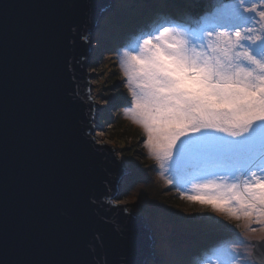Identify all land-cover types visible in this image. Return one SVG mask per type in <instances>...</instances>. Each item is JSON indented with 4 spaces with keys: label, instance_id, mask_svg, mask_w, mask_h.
I'll return each mask as SVG.
<instances>
[{
    "label": "water",
    "instance_id": "1",
    "mask_svg": "<svg viewBox=\"0 0 264 264\" xmlns=\"http://www.w3.org/2000/svg\"><path fill=\"white\" fill-rule=\"evenodd\" d=\"M113 1L0 0V264L156 256L148 223L113 202L130 171L93 138L91 42L82 37ZM252 246L264 264V239Z\"/></svg>",
    "mask_w": 264,
    "mask_h": 264
},
{
    "label": "snow or ice",
    "instance_id": "2",
    "mask_svg": "<svg viewBox=\"0 0 264 264\" xmlns=\"http://www.w3.org/2000/svg\"><path fill=\"white\" fill-rule=\"evenodd\" d=\"M117 56L131 95L125 113L149 154L170 170L205 172L187 198L264 224V0H211L198 18H160ZM242 243L217 247L218 264H240Z\"/></svg>",
    "mask_w": 264,
    "mask_h": 264
},
{
    "label": "rangeland",
    "instance_id": "3",
    "mask_svg": "<svg viewBox=\"0 0 264 264\" xmlns=\"http://www.w3.org/2000/svg\"><path fill=\"white\" fill-rule=\"evenodd\" d=\"M134 1L114 0L112 9L104 14L90 38L91 93L97 100L94 125L106 144L116 150L118 157H123L130 171L113 202L142 216L151 228L156 256L147 264H182L181 260H191L189 264H218L222 257L216 248L237 239L243 242L236 245L242 257L240 264H256L251 259L252 242L264 239V224L250 222L246 217L228 218L209 203L189 200L188 196L198 194L193 185L203 182L205 172L192 164H173L170 170L169 162L157 161L144 147L146 134L142 126L125 113L131 95L119 66L123 57H118L117 52L138 30L108 47L104 45L108 44L105 29L120 20Z\"/></svg>",
    "mask_w": 264,
    "mask_h": 264
},
{
    "label": "trees",
    "instance_id": "4",
    "mask_svg": "<svg viewBox=\"0 0 264 264\" xmlns=\"http://www.w3.org/2000/svg\"><path fill=\"white\" fill-rule=\"evenodd\" d=\"M131 7L123 13L120 20L105 29L108 32V44L104 45L112 47V44L115 45L124 39L129 32L146 28L160 18L175 20L198 18L210 9L211 0H135ZM181 261L182 264L192 263L191 260Z\"/></svg>",
    "mask_w": 264,
    "mask_h": 264
},
{
    "label": "bare ground",
    "instance_id": "5",
    "mask_svg": "<svg viewBox=\"0 0 264 264\" xmlns=\"http://www.w3.org/2000/svg\"><path fill=\"white\" fill-rule=\"evenodd\" d=\"M91 74V73H90ZM91 84H93V81H91ZM95 103L97 102L96 98L93 97ZM94 124V123H93ZM93 138L95 139L96 142L102 143V144H106V142L104 141V138L100 135L99 131L95 130L93 133ZM120 159L123 160V157L119 156ZM124 161V160H123Z\"/></svg>",
    "mask_w": 264,
    "mask_h": 264
},
{
    "label": "built area",
    "instance_id": "6",
    "mask_svg": "<svg viewBox=\"0 0 264 264\" xmlns=\"http://www.w3.org/2000/svg\"><path fill=\"white\" fill-rule=\"evenodd\" d=\"M92 81V80H91Z\"/></svg>",
    "mask_w": 264,
    "mask_h": 264
}]
</instances>
